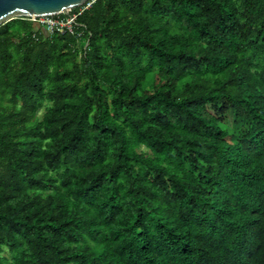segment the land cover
I'll return each mask as SVG.
<instances>
[{
    "label": "trees",
    "instance_id": "16d2710c",
    "mask_svg": "<svg viewBox=\"0 0 264 264\" xmlns=\"http://www.w3.org/2000/svg\"><path fill=\"white\" fill-rule=\"evenodd\" d=\"M78 23L85 50L0 26V264H242L246 216L263 264L264 0H97Z\"/></svg>",
    "mask_w": 264,
    "mask_h": 264
},
{
    "label": "water",
    "instance_id": "95a60500",
    "mask_svg": "<svg viewBox=\"0 0 264 264\" xmlns=\"http://www.w3.org/2000/svg\"><path fill=\"white\" fill-rule=\"evenodd\" d=\"M91 0H0V26L18 18L67 15Z\"/></svg>",
    "mask_w": 264,
    "mask_h": 264
},
{
    "label": "clouds",
    "instance_id": "9594fccd",
    "mask_svg": "<svg viewBox=\"0 0 264 264\" xmlns=\"http://www.w3.org/2000/svg\"><path fill=\"white\" fill-rule=\"evenodd\" d=\"M91 1H89V2H91ZM62 15H64V14H62ZM58 16H60V15H58ZM35 19H37V18L30 19V20H32L35 23ZM36 27H38V26L36 25ZM82 38L80 40H76L74 38L76 41V44H80L81 46H83L86 43L88 45V41H86L85 43H83L81 41ZM80 53L81 52H79V55H78L79 58L81 57ZM217 197H218V195L215 194L211 201L215 200ZM251 211H253V210H251ZM255 214L264 215V212H258ZM232 225L235 228V230L237 231V237L235 239V242L233 243V251H234V253H237V254H245L246 255V260L242 264H261L262 260L260 258H258L252 250L253 246L258 245L260 243V240H261V234H260V230H259L260 226L258 225L257 221L254 218L246 216V222L244 225L240 226V225H236L233 223H232ZM208 250H209V253L204 256L203 264H215V249L210 248ZM263 264H264V262H263Z\"/></svg>",
    "mask_w": 264,
    "mask_h": 264
},
{
    "label": "built area",
    "instance_id": "2783aa9c",
    "mask_svg": "<svg viewBox=\"0 0 264 264\" xmlns=\"http://www.w3.org/2000/svg\"><path fill=\"white\" fill-rule=\"evenodd\" d=\"M96 0L88 2L83 7L78 8L75 11L69 12L67 15L60 16H47L35 19V23L38 27H42L48 35H69L76 40H80L84 36V25L78 23V18L91 7ZM87 44L83 45V49L87 48ZM82 56V52L80 53Z\"/></svg>",
    "mask_w": 264,
    "mask_h": 264
}]
</instances>
